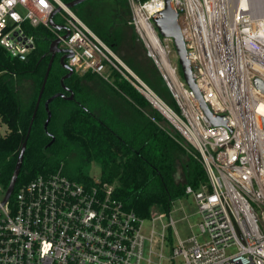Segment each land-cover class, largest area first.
Wrapping results in <instances>:
<instances>
[{
  "label": "built area",
  "instance_id": "built-area-1",
  "mask_svg": "<svg viewBox=\"0 0 264 264\" xmlns=\"http://www.w3.org/2000/svg\"><path fill=\"white\" fill-rule=\"evenodd\" d=\"M171 2L180 14L192 77L213 116L226 124L207 117L173 60L179 59L173 41L154 24L165 1L128 0L136 34L179 108L161 99L168 116L161 112L196 148L207 172V182L186 188L198 208L199 232L187 240L174 234L171 210L153 211V227L144 232L146 218L115 195V183L78 181L61 166L15 188L4 205L0 183V264H264V91L258 87L264 83V0ZM58 5L70 28L60 46L74 53L68 59L74 70L107 80L116 70L129 80V68L63 0H0L6 53H31L36 38L29 28L54 30L50 17ZM6 73L0 69V78ZM136 80L144 93L148 86ZM4 124L0 115V135L8 132Z\"/></svg>",
  "mask_w": 264,
  "mask_h": 264
},
{
  "label": "trees",
  "instance_id": "trees-1",
  "mask_svg": "<svg viewBox=\"0 0 264 264\" xmlns=\"http://www.w3.org/2000/svg\"><path fill=\"white\" fill-rule=\"evenodd\" d=\"M63 1L69 3L73 0ZM77 6L71 9L77 11ZM77 13L111 49H116L110 27L105 25V28L102 23H94ZM55 21L65 22L57 15ZM29 30L35 35L36 47L25 57L13 58L0 45V69L8 70L0 78V115L8 128L7 133L0 135V183L5 190L11 182L27 137L51 58V44L57 38V33L64 34L63 30H52L44 25ZM68 73L69 70L63 66L57 54L28 137L16 189L39 174L59 170L62 162L66 161L64 155L71 150L73 143L82 146L89 161L94 160L100 164L101 180L115 183V195L142 218H150L155 210L169 212L176 200L187 195V186L198 188L208 181L199 152L183 144L180 132L163 126L162 121L167 120L116 70L113 72L114 86H109L131 106L133 114L130 122L117 121V118H112L110 122L106 117L98 115L90 105L92 100L83 84V77L74 70V74L65 79L64 83L73 90L75 97L73 100L58 97L50 103L52 119L45 128L47 111L44 103L47 98L61 91L70 95L62 84V78ZM93 74L105 82L98 74ZM22 79H31L35 88L27 102L17 90V82ZM172 106L179 111L175 101H172ZM65 111L69 113L63 120ZM62 121L60 126L59 122ZM177 152L187 155L190 160L185 183H178L175 178ZM63 172L72 179L93 182L92 176L83 168L74 170L67 162L64 163Z\"/></svg>",
  "mask_w": 264,
  "mask_h": 264
},
{
  "label": "rangeland",
  "instance_id": "rangeland-1",
  "mask_svg": "<svg viewBox=\"0 0 264 264\" xmlns=\"http://www.w3.org/2000/svg\"><path fill=\"white\" fill-rule=\"evenodd\" d=\"M65 3V2H64ZM72 10V9H71ZM88 27H90L87 22H85L77 13L88 17L94 23L100 24L103 26H110L112 32H120L122 36L118 37L117 43H119V52L111 49L116 56L129 68L132 74H127L129 82H131L142 94L143 96L151 103L154 109L157 110L159 115L167 121H162L163 126L168 129L176 130L178 129L170 122V120L161 112L160 109L142 92L139 82L136 78L140 79L145 83L149 88H151L167 105L172 106V101L174 98L167 87L163 77L158 72L156 66L147 56L146 51L134 32L132 27V10L128 0H124L119 3L115 0H86L83 3L77 6V11L72 10ZM63 15L59 12L57 17L66 21V12L62 11ZM65 23V22H64ZM106 28V27H105ZM112 34V33H111ZM174 62H178L179 59H176L173 56ZM180 66V64H179ZM77 74L83 77V84L85 85L87 92L90 95L92 100L91 107L94 108L95 112L98 115L104 116L107 118V121L111 119L120 120L121 122H130L132 119V108L127 103V101L120 95L118 92L114 91L107 83L100 80L93 73L88 72H77ZM125 78V77H124ZM112 83V82H111ZM159 89V91L157 89ZM34 84L31 79H22L17 82V90L23 96V99L27 102L32 94L34 93ZM173 107V106H172ZM68 111L63 113V120L68 115ZM161 124V120L159 122ZM60 126L63 124L59 122ZM4 133L8 131L7 126L4 124L2 130ZM182 137V136H181ZM183 144L188 148H196L188 141L185 137H182ZM66 161L62 162L61 166H64V163L74 169L78 170L83 168L92 178L100 179L101 177V166L98 162L94 160H88L84 149L79 144L73 143L71 150L65 155ZM189 157L181 152H177L175 155V164H176V173L175 178L178 183H185L188 170H189ZM2 192L0 191V197ZM197 205L195 199L192 195H186L185 197L176 200L172 205V217L175 220V227L172 228L175 234L177 231L179 237L182 240H187L193 232L198 233L199 228L197 223L200 221V215L197 213ZM156 212H160L155 210ZM186 215H189L188 218ZM163 221L167 222L168 217L163 218ZM191 225L194 226L193 230ZM144 232H148L153 227L152 219H146L144 222ZM154 227L157 230H161L162 221L156 220ZM175 242L177 241V236L175 235ZM230 251H235L231 249ZM168 253V251H166Z\"/></svg>",
  "mask_w": 264,
  "mask_h": 264
},
{
  "label": "water",
  "instance_id": "water-1",
  "mask_svg": "<svg viewBox=\"0 0 264 264\" xmlns=\"http://www.w3.org/2000/svg\"><path fill=\"white\" fill-rule=\"evenodd\" d=\"M84 1H86V0H73L69 3H65V6L68 9H71L74 6L83 3ZM164 1H165V8L163 10L157 12L153 16V21H154V24H155L158 32L160 33V35L162 37L169 38L173 41V44H174L175 49L177 51V54L179 56V64L181 67L183 77L186 80L187 84L196 92L197 98H198L204 112L206 113L207 117L213 122L214 125L226 124V121L223 119L222 116L214 117L211 110L209 109L207 104L204 102L202 95L200 94L199 89L197 87V84L192 77V69L190 66V62L187 58V48H186L185 40H184L182 32H181L179 11L176 8H174L171 0H164ZM62 10H63V7L61 5H58L56 7V9L51 14L50 25L55 29L65 31V33L62 35V38L57 37L55 40H53V42L51 44V47H50L51 58H50V61H49L48 67H47V71H46L40 92H39L38 97H37L35 110H34V113L32 115V119L30 122V126L28 129L26 140L24 141L22 149L19 153L11 182H10V184L6 190L5 197L2 201L3 205L8 202V200L11 198L12 194L15 191L16 184L18 181V177L20 174V170H21V167L23 164L26 148H27L28 137L31 133L34 120L36 118L38 109L40 107V103L42 101L43 93H44V90L46 88V84L48 81V77H49L53 62L55 60L56 55L59 53H65L61 58V62L63 64V66L69 70V73L66 74L62 78V84H63L64 90L69 92L70 95H67L64 91H61V92H58V93L50 96L46 100L45 107L47 110L48 117H47L45 124H44L45 128L48 127V125L52 119V111L50 109V103L58 97H63V98L70 99V100H73L75 97V93L73 92V90L71 88H69L67 85H65V83H64L65 79L69 78L70 76H72L74 74V68L66 61L67 59L73 57L74 53L71 50L64 49L60 46L62 39H66L70 35V28L66 24L58 23L55 21V16L59 12H61ZM258 87L264 91V83L263 82L259 81ZM263 126H264V119H263Z\"/></svg>",
  "mask_w": 264,
  "mask_h": 264
},
{
  "label": "crops",
  "instance_id": "crops-1",
  "mask_svg": "<svg viewBox=\"0 0 264 264\" xmlns=\"http://www.w3.org/2000/svg\"><path fill=\"white\" fill-rule=\"evenodd\" d=\"M60 19H62L61 18V16H60ZM108 27H110V26H108ZM132 27H133V25H132ZM91 28V27H90ZM92 29V28H91ZM110 30H111V27L109 28ZM133 29H134V27H133ZM93 30V29H92ZM94 31V30H93ZM95 32V31H94ZM134 32H135V34H136V31H135V29H134ZM112 33V34H111ZM110 35H111V38H112V40H114V42H115V46H116V49H114V50H116V51H118L119 52V43H117V40H118V37H120V36H122L121 35V33L120 32H112V31H110ZM137 35V34H136ZM138 37V36H137ZM142 43V42H141ZM142 45H143V43H142ZM143 47H144V45H143ZM113 49V48H112ZM144 49H145V47H144ZM150 58V57H149ZM150 60L153 62V60L150 58ZM153 64H154V62H153ZM155 65V64H154ZM87 72H90V73H96V72H93V71H87ZM159 72V71H158ZM113 73V72H112ZM96 74H98L101 78H103V80L108 84V85H111V86H114V81H115V78H114V75L112 74V76H111V78L109 79V80H107V79H105L104 78V76L103 75H101V74H99V73H96ZM121 75V74H120ZM122 76V75H121ZM123 77V76H122ZM112 82V83H111ZM115 88V87H114ZM116 89V88H115Z\"/></svg>",
  "mask_w": 264,
  "mask_h": 264
},
{
  "label": "bare ground",
  "instance_id": "bare-ground-1",
  "mask_svg": "<svg viewBox=\"0 0 264 264\" xmlns=\"http://www.w3.org/2000/svg\"><path fill=\"white\" fill-rule=\"evenodd\" d=\"M145 95L158 107V109L162 110L167 116V112L165 111V107L161 108V98L151 89L149 86L146 90H144Z\"/></svg>",
  "mask_w": 264,
  "mask_h": 264
},
{
  "label": "flooded vegetation",
  "instance_id": "flooded-vegetation-1",
  "mask_svg": "<svg viewBox=\"0 0 264 264\" xmlns=\"http://www.w3.org/2000/svg\"><path fill=\"white\" fill-rule=\"evenodd\" d=\"M124 1V0H123ZM64 33H65V31H64ZM65 53H59V56H60V61H61V58H62V56L64 55ZM67 62H68V59L66 60ZM48 99V98H47ZM46 102V101H45ZM44 105H45V103H44ZM47 111V110H46ZM47 117H48V114H47ZM47 119V118H46ZM46 121V120H45Z\"/></svg>",
  "mask_w": 264,
  "mask_h": 264
}]
</instances>
